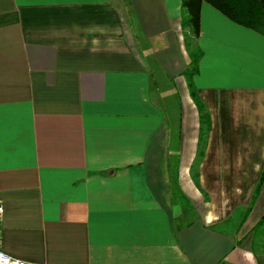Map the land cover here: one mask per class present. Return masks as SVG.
Wrapping results in <instances>:
<instances>
[{
    "label": "crops",
    "instance_id": "0c3cea01",
    "mask_svg": "<svg viewBox=\"0 0 264 264\" xmlns=\"http://www.w3.org/2000/svg\"><path fill=\"white\" fill-rule=\"evenodd\" d=\"M181 6L0 0L6 254L264 264L253 250L264 217V36L202 4L195 83L211 130L199 159Z\"/></svg>",
    "mask_w": 264,
    "mask_h": 264
},
{
    "label": "trees",
    "instance_id": "16d2710c",
    "mask_svg": "<svg viewBox=\"0 0 264 264\" xmlns=\"http://www.w3.org/2000/svg\"><path fill=\"white\" fill-rule=\"evenodd\" d=\"M204 2L211 4L233 22L264 36V0H182L181 27L185 48L190 57V64L184 75L201 116L199 159L204 156L207 138L211 130L210 115L206 111L195 83V77L199 73L200 61L203 56L199 37L201 33V10ZM253 234L254 252L256 254L264 253V217L255 227Z\"/></svg>",
    "mask_w": 264,
    "mask_h": 264
},
{
    "label": "built area",
    "instance_id": "2783aa9c",
    "mask_svg": "<svg viewBox=\"0 0 264 264\" xmlns=\"http://www.w3.org/2000/svg\"><path fill=\"white\" fill-rule=\"evenodd\" d=\"M5 207L4 203L0 201V264H27L24 261L18 260L3 250V224H4Z\"/></svg>",
    "mask_w": 264,
    "mask_h": 264
}]
</instances>
